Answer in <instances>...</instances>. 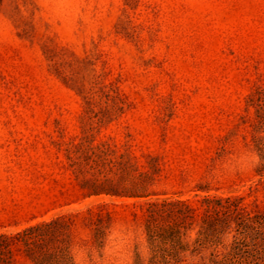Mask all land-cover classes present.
<instances>
[{"label":"rangeland","instance_id":"rangeland-1","mask_svg":"<svg viewBox=\"0 0 264 264\" xmlns=\"http://www.w3.org/2000/svg\"><path fill=\"white\" fill-rule=\"evenodd\" d=\"M56 217L47 264H264V0H0V235Z\"/></svg>","mask_w":264,"mask_h":264},{"label":"trees","instance_id":"trees-1","mask_svg":"<svg viewBox=\"0 0 264 264\" xmlns=\"http://www.w3.org/2000/svg\"><path fill=\"white\" fill-rule=\"evenodd\" d=\"M258 173H261V170H257ZM94 193H100V192H105V193H115L113 190H106L105 188H102V186H94ZM217 201V200H216ZM203 205V209L205 212L211 211V209H230L224 206L221 203H214V200L209 197H203L200 201ZM174 204L180 203L185 206L186 208V213H193L196 208H194L189 201H174L172 202ZM61 218L56 217L51 219L50 221H43L36 223L34 225L28 226L25 229H23L20 232H17L13 235H5L1 234L0 235V261H2V258H7L6 253L9 250H12L13 247L19 246L20 244L23 245L24 251L26 255L34 261L35 264H47L48 261H51L52 257L53 259L56 258L55 255L51 256L49 255H43V256H37L36 251L41 249L43 245L47 244V242L54 241L57 237L56 233V227L60 224ZM260 225V223H259ZM242 226L246 229H248L251 225L242 222ZM216 229V223L214 220H211L209 223L203 226L201 228V235H208L215 233ZM165 237L164 239L166 241L172 242L174 245L176 243L174 234L171 236L169 232H165ZM205 236L203 238H205ZM215 237V236H214ZM212 238V237H211ZM150 241L152 242L151 238H149ZM172 246V251L174 255L179 252V248ZM169 255L170 254H165ZM172 255V254H171ZM173 256V255H172ZM164 258V256H163ZM210 264H226L225 261L217 259L216 256H213L210 260Z\"/></svg>","mask_w":264,"mask_h":264}]
</instances>
